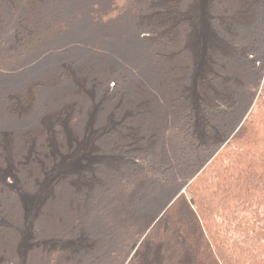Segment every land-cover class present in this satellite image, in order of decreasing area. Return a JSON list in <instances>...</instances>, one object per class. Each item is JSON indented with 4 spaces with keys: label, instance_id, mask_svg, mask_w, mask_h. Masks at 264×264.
Returning <instances> with one entry per match:
<instances>
[{
    "label": "trees",
    "instance_id": "1",
    "mask_svg": "<svg viewBox=\"0 0 264 264\" xmlns=\"http://www.w3.org/2000/svg\"><path fill=\"white\" fill-rule=\"evenodd\" d=\"M45 5L35 12L0 0L1 233L25 226L19 167L7 172L6 162L21 150L33 159L35 188L57 183L55 210L68 211L63 201L82 210L86 251L72 250L66 264H264V0H209L205 46L191 5L172 1L155 13L131 0ZM198 26L205 62L196 73L191 62L184 83L194 97L182 87L170 102L177 114L155 130L163 103L152 91L166 99L162 47ZM94 128L107 131L85 151ZM50 142L61 145L53 170L44 163ZM67 147L70 162L61 158ZM114 201L147 227L115 221Z\"/></svg>",
    "mask_w": 264,
    "mask_h": 264
},
{
    "label": "rangeland",
    "instance_id": "2",
    "mask_svg": "<svg viewBox=\"0 0 264 264\" xmlns=\"http://www.w3.org/2000/svg\"><path fill=\"white\" fill-rule=\"evenodd\" d=\"M23 3L27 6L31 11H46L45 0H22ZM137 4L143 5L145 9L148 7L149 12L155 13V11L159 12L162 9H159V6H165L167 4H172V1L178 2L182 8H187V5H191L194 9H199L201 14V27L203 28V40L205 46L206 34H204V28L208 26V10L207 5L209 4V0H131ZM156 6V7H153ZM147 12V10H146ZM150 13H146L144 15H150ZM143 15V14H142ZM170 23V22H169ZM167 30L172 31L174 24H169ZM186 25V22H185ZM200 26L193 30V33H190L189 37H186L184 32L181 33L180 36L172 40V43L167 47H162V52L166 53V57H161L160 63V73H161V81H160V90L164 92L165 97L161 96L158 92V88L153 90L154 95L157 100H160L162 104V108L160 105V112L155 114L152 118V127L155 130L163 129L164 124L172 121L173 117L179 109L176 108V111L171 107L170 102L175 100V93H179L182 90V87L186 89L184 83L186 81L185 73L187 66L192 62L194 65L195 73L199 72L200 66L205 62V56L202 52L196 50V47L200 43V37L202 38ZM155 36L160 34L159 30L153 31ZM165 39V38H164ZM167 41V40H166ZM203 51V50H202ZM195 76V75H194ZM142 80V79H140ZM147 78H145V81ZM79 83V82H78ZM140 83V82H139ZM142 84L145 82L141 81ZM95 86L99 84V81L94 83ZM194 86V85H192ZM190 85L187 90V96L191 98L194 97L193 87ZM153 94V93H152ZM184 96V95H183ZM153 97V95H152ZM185 97V96H184ZM183 97V99H185ZM165 99V100H164ZM187 99V98H186ZM167 104L165 105V103ZM169 115L170 118L166 119L162 115ZM161 129V131H162ZM107 130H99L94 128L92 139L90 140L89 147H86L89 150L91 145L95 148L97 145L95 140L98 137H102L104 132ZM199 131L204 133L203 125H200ZM6 133L0 131V135L3 137ZM120 135L113 136L112 140H120ZM125 140L132 141L130 137L126 134ZM3 141V138L0 140ZM45 144V143H44ZM0 146L1 142H0ZM44 153V163L45 165L49 163L51 170L58 168V162H55L53 152L58 151L61 145L58 146L56 150H53L52 143L50 142L48 146H45ZM70 147H67L66 151L62 154V159L70 162L68 157L72 156V153L69 150ZM53 151V152H52ZM22 154V151H19ZM19 153H12L10 157H12L11 161H6L9 165V169L7 172L13 173L15 172L17 167L19 174V182L23 185L15 187L20 192V195L26 205L27 214H25V223L23 228H17L15 232L10 233L9 231H5L1 233L0 231V264H66V261L70 258L72 254V250H83L86 251L88 239L86 234V229L82 223H79L77 220L81 219L83 213L82 210L77 212L74 211L73 207L66 205V202L63 201L64 207H68V211H58L55 210L57 201L62 200L61 196H57L53 193L55 188L57 187V183L55 180H47L43 182L42 189L35 188L38 185V182L35 181V173H29L32 169L31 165L34 164L32 157L27 158L28 156H24L22 158L19 157ZM52 153V156H51ZM47 156V157H46ZM87 161H78V165L81 167H85L88 165ZM86 163V164H85ZM113 164V163H112ZM115 164V162H114ZM31 167V168H29ZM50 170V171H51ZM47 173V172H46ZM29 178V179H28ZM32 189V190H31ZM57 196V197H56ZM56 197V198H55ZM64 200V199H63ZM43 203H47L48 206L42 207ZM119 205H123L124 212L119 211V208L122 207ZM44 208V209H43ZM131 205L129 204H118L117 202H113V214L112 217L117 222H124L130 219L133 222H139L142 227H147L148 218L144 216H137L131 209ZM73 209V210H72ZM23 221V222H24ZM137 223V225H139ZM83 228V229H82ZM41 229L42 237H39L37 232ZM53 252V255L51 254Z\"/></svg>",
    "mask_w": 264,
    "mask_h": 264
}]
</instances>
